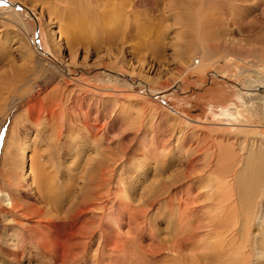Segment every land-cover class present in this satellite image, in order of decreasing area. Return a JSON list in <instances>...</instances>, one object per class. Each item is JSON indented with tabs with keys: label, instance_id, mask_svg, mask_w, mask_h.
<instances>
[{
	"label": "rangeland",
	"instance_id": "374dc122",
	"mask_svg": "<svg viewBox=\"0 0 264 264\" xmlns=\"http://www.w3.org/2000/svg\"><path fill=\"white\" fill-rule=\"evenodd\" d=\"M12 1L0 0V76L16 71L35 45L41 61L58 70L39 83L31 98L48 86V91L62 89L46 110L37 103L31 120L23 117L28 100L16 97L0 128V173L7 140L28 134L36 139L45 167L59 165L61 183L65 165L75 155L70 166L78 180L72 179L75 196L64 208L68 215L76 207L77 219L65 225L63 234L46 233L41 256L36 258L31 247L26 258L39 264H264V176L256 186L237 181L248 157L264 159V0H74L81 7L77 13L73 9L74 19L79 15L86 34L67 43L73 44L72 59L64 50L54 51L56 32L47 29L60 11L68 18L70 8L55 0H15L10 6ZM103 5L115 7L116 14L106 19ZM190 10L198 15L201 37L190 28L185 14ZM7 45L13 46L8 49L12 55L2 48ZM180 48L197 49L189 54L193 59L206 52L208 67L184 73L188 55L180 56ZM62 81L72 84L62 86ZM231 109L242 112L243 119L251 116L248 123L255 131L239 132L243 119L225 122L222 111ZM55 130L67 135L60 136L61 143H54L59 136ZM2 216L0 212V246L11 249L10 255L16 238L5 233ZM52 236L59 246H49ZM45 247L57 252L53 256ZM0 264L14 263L0 254Z\"/></svg>",
	"mask_w": 264,
	"mask_h": 264
},
{
	"label": "bare ground",
	"instance_id": "6f19581e",
	"mask_svg": "<svg viewBox=\"0 0 264 264\" xmlns=\"http://www.w3.org/2000/svg\"><path fill=\"white\" fill-rule=\"evenodd\" d=\"M56 2L60 3L62 7H68L71 9V12L69 13V17L68 18H64V14L66 13H63V11H60L58 14H56V18L55 20L53 21H50L48 22V27L47 29H53L54 32H56V39L52 40L53 41V44H54V48H55V52L58 53L57 51H66L68 52V57L69 59H72L73 58V55H74V48H73V44H68V42H73L74 39H83L84 35L86 34L81 28L84 27L83 25L79 24L78 21L80 20V18L77 16L76 19H74V12H73V9H76V13H77V10H81V7L78 5V3L74 0H55ZM52 2H54L52 0ZM83 2V1H82ZM80 1V4L82 3ZM87 2V1H86ZM23 3V2H22ZM35 3V2H34ZM55 3V2H54ZM85 3V2H84ZM88 3V2H87ZM92 3V2H91ZM108 3V2H107ZM15 4V0H13L11 3H10V6L14 5ZM86 4V3H85ZM98 4V3H97ZM105 4V3H104ZM109 4V3H108ZM111 4V3H110ZM20 5L22 6H25L24 4H21ZM88 5V4H87ZM90 5V3H89ZM88 5V7H89ZM117 5V4H116ZM85 6V5H83ZM82 6V7H83ZM92 7V5H91ZM103 9L105 8V10H103V16L108 19L109 17H111L112 15H115V11H117V9L115 7H112V6H107V7H104V5L102 6ZM33 8V6H32ZM29 9V8H28ZM56 9V8H55ZM58 9V8H57ZM65 9V8H64ZM69 9V10H70ZM84 9V7H83ZM92 10V9H91ZM33 11V10H32ZM68 11V10H67ZM85 11H89L88 10H85ZM18 12V11H17ZM56 13V11H53ZM86 13V12H84ZM102 13V12H101ZM181 14V13H180ZM180 14L178 13V16H179V19L181 18L180 17ZM187 16H188V20L190 21L191 25H190V28L192 29V31H194L195 35L196 36H200V30H201V23H200V20L198 18V15L195 13V10H190L189 12L185 13ZM68 15V14H67ZM182 15V14H181ZM177 16V15H176ZM177 16V17H178ZM229 16V15H228ZM14 17V16H13ZM102 17V18H104ZM176 17V18H177ZM183 17V16H182ZM104 18V19H105ZM117 19V18H115ZM92 20V19H91ZM95 20V19H94ZM178 21H181V20H178ZM177 21V22H178ZM184 21V20H183ZM188 23V26L189 24ZM97 25V23H96ZM4 29V28H3ZM1 28V30H3ZM5 31V30H4ZM19 31V30H18ZM17 31V32H18ZM50 32V31H49ZM6 33V32H5ZM16 33V32H15ZM13 34V33H12ZM20 34V33H19ZM25 34V33H24ZM16 35V34H15ZM18 35V34H17ZM180 35V33H179ZM178 35V36H179ZM8 36V35H7ZM6 36V37H7ZM19 36V35H18ZM17 36V37H18ZM24 36V35H23ZM59 36V38H58ZM203 36V35H202ZM10 37V36H9ZM20 37V36H19ZM201 37V36H200ZM14 38V37H13ZM55 38V37H54ZM64 38V39H63ZM181 38V37H180ZM9 39V38H8ZM17 39V38H16ZM183 39V38H182ZM181 39V40H182ZM200 40H203L201 38H199ZM4 40L6 41L5 39V36H4ZM204 41V40H203ZM13 42V40H12ZM21 42V41H20ZM19 42V43H20ZM80 42V41H79ZM78 42V43H79ZM8 43V42H6ZM23 43V41H22ZM50 43V42H49ZM26 44V43H25ZM1 45V44H0ZM12 45V44H10ZM10 45H7V47H2L4 49V51H7L10 47ZM18 45V44H17ZM24 45V44H23ZM50 45V44H49ZM2 46V45H1ZM0 46V47H1ZM22 46V45H21ZM64 46V47H63ZM13 46L10 47V49L12 48ZM15 49H16V46H14ZM88 48V47H87ZM92 48V47H91ZM28 49V48H27ZM85 49V48H84ZM19 50V49H18ZM22 50V49H21ZM53 51V52H54ZM89 51V50H88ZM197 51V49H189L187 51L184 52L181 51V48L179 49L178 53L180 56L182 55H185L188 57V61L185 62L182 61V62H185V71L184 73L188 72L189 70L191 69H198V70H205L207 67H208V64L210 63V56L206 55V52L204 51H201V54H200V58H196V59H193L189 54L191 55H194V53ZM3 52V51H2ZM8 52L12 55V52H10L8 50ZM25 52V51H24ZM23 52V53H24ZM52 52V54H53ZM54 52V54H55ZM1 53V52H0ZM7 53V52H6ZM5 53V55H6ZM22 53V54H23ZM62 53V52H61ZM76 53V52H75ZM87 53V52H86ZM25 54H28V56L25 57V60L24 62L22 63V65L16 69V71L12 72L11 74H7V75H2L0 76V128L3 126V123L4 121L10 116V113H11V110L13 109L14 107V104H15V99L16 97L18 98V100H24V99H27V104L26 106L24 107V114H23V117H28L30 120H31V113L34 109L35 106H37L36 104L40 103V107L41 110H46L47 108H49V106L53 103V99L57 96L59 97V93H60V89H62V87H60V89H53L51 91H48V87L43 91V92H40L38 95H36L34 98H31V95L32 93L38 89L39 87V83L42 82V81H47L49 77H51L54 73V71L57 69V67L50 61H47V62H42L41 59L39 58V56H41V51L37 48V46L33 45L32 47V51H30V53H25ZM3 55V54H2ZM4 55V56H5ZM8 55V54H7ZM10 55V56H11ZM16 55V54H15ZM58 55L59 57V54H56ZM64 55V54H63ZM88 55V54H87ZM86 55V56H87ZM18 56H19V53H18ZM178 56V55H177ZM21 57V56H20ZM184 57V56H183ZM80 58V57H79ZM186 58V57H185ZM2 59V58H1ZM18 60V59H16ZM228 61H230L231 63H233L235 60L233 58L229 59ZM3 62V61H2ZM12 62V61H11ZM245 62V61H244ZM249 62V61H247ZM8 63V62H7ZM63 63V62H62ZM16 64V63H15ZM19 64V63H18ZM43 64V65H42ZM45 64V65H44ZM67 64V63H66ZM2 65V64H1ZM6 65V64H5ZM36 66H41L38 68L37 72L36 73H33L32 72V68L33 67H36ZM68 66V65H67ZM15 67V66H14ZM76 67V66H75ZM78 67V66H77ZM86 67V66H85ZM1 68V66H0ZM28 71V75L26 76H23L21 74V71H24L26 70ZM60 69V68H59ZM58 70V69H57ZM58 72V71H57ZM62 72V71H61ZM64 72V71H63ZM1 74V73H0ZM60 74V73H58ZM184 75V74H183ZM182 76H180L179 78H181ZM65 79V78H64ZM63 79V80H64ZM26 81V82H25ZM78 81V80H77ZM25 82V83H24ZM60 82V81H59ZM75 82V81H74ZM73 82V83H74ZM61 83V82H60ZM59 83V84H60ZM62 83L64 85L62 86H67V84H72V81H62ZM67 83V84H66ZM58 84V85H59ZM61 85V84H60ZM69 87V86H67ZM71 88V87H70ZM74 88V87H73ZM74 90V89H73ZM48 91V92H47ZM69 91V90H67ZM66 92V90L64 91ZM68 97V96H67ZM254 97V96H253ZM42 98L44 100V102L40 101L39 99ZM256 98V97H255ZM64 99V98H62ZM64 100H62L63 102ZM70 102V100H68ZM261 101V99L259 100ZM244 102V101H243ZM56 103V102H55ZM67 105V103H65ZM69 104V103H68ZM61 105V103H60ZM69 106V105H68ZM235 106V104L233 105ZM60 108V106H58ZM62 107V106H61ZM52 108V106H51ZM233 108V107H231ZM54 109V108H52ZM58 111V108H55L54 110ZM62 108H60L59 110L61 111ZM224 109V108H223ZM66 110V109H65ZM250 110V109H249ZM36 111H38L36 109ZM40 111V109H39ZM42 111V112H43ZM58 111V112H60ZM63 111V110H62ZM41 112V111H40ZM38 112V113H40ZM50 112V111H49ZM51 112H54V111H51ZM56 112V111H55ZM68 112V111H67ZM223 113V120L225 122H231V124H233L234 122H237V121H241V119L244 118V114L242 112L239 111L238 114H236V111L234 109H231V110H223L222 111ZM238 112V110H237ZM34 113V112H33ZM37 113V114H38ZM47 113V112H46ZM66 113V112H65ZM173 113H175L176 115H179L176 111H173ZM247 113V112H246ZM22 114V113H21ZM60 114V113H59ZM248 114V113H247ZM18 115V114H17ZM36 115V114H34ZM40 114H38V116H40ZM46 115V114H45ZM57 115V114H56ZM66 115V114H65ZM61 116V115H59ZM58 116V117H59ZM64 116V114H63ZM69 116V115H68ZM250 116V115H249ZM35 117V116H34ZM42 117V116H41ZM57 117V118H58ZM66 117V116H64ZM219 117V116H218ZM247 117V116H246ZM19 118H21V116L19 115ZM72 118V117H71ZM71 118H69V120L71 121ZM15 119V118H14ZM27 119V118H26ZM28 119V120H29ZM53 119H55V117H53ZM67 119L64 121V122H67ZM251 116H250V119L249 118H245L243 119V123L244 124H239L238 126H242L239 130V132H242V131H245L246 133H251L254 130V127L253 126H250V124L252 123H248L250 122L251 120ZM29 120V121H30ZM41 120V119H40ZM39 120V122H40ZM47 120V119H46ZM59 120V118H58ZM78 120V119H76ZM220 117L218 119V121H223ZM245 121V122H244ZM24 122V121H23ZM31 122V121H30ZM29 122V123H30ZM39 122H38V125H39ZM60 122V121H59ZM62 122V121H61ZM75 122V121H74ZM42 123V122H41ZM54 123V122H53ZM72 123V122H70ZM222 123V122H221ZM226 123V124H227ZM247 123V124H246ZM13 124V123H12ZM34 124V123H32ZM37 124V123H36ZM43 124H44V120H43ZM47 124V123H46ZM49 124V123H48ZM236 124V123H235ZM35 125V124H34ZM57 125V124H55ZM74 125V124H73ZM54 126V124L52 125ZM225 126V125H224ZM229 126V125H228ZM236 126V125H235ZM24 127V126H22ZM42 127V126H41ZM47 127V126H46ZM57 127H59L60 129V126L57 125ZM56 126L55 128L58 129ZM13 128V127H12ZM11 128V129H12ZM32 128V127H31ZM35 128V127H34ZM49 128V127H47ZM53 128V127H52ZM51 128V129H52ZM64 128V127H63ZM61 128V129H63ZM29 129V128H28ZM33 129V128H32ZM38 129L40 128H37L36 130L38 131ZM44 129V128H43ZM54 129V128H53ZM1 130V129H0ZM35 130V129H34ZM49 130V129H48ZM11 131V130H10ZM25 131V130H24ZM42 131V130H41ZM44 131V130H43ZM53 131V130H52ZM51 131V132H52ZM60 130H58L59 132ZM63 132H66L64 131V129L62 130ZM238 131V130H237ZM19 132V131H18ZM21 132V131H20ZM20 132L18 134H20ZM23 132V131H22ZM47 132V131H46ZM50 132V133H51ZM56 130L55 133L56 134ZM57 132V133H58ZM69 132V131H68ZM72 132V131H71ZM40 133V131H39ZM38 133V134H39ZM9 134V133H8ZM45 134V133H43ZM60 134H62V132H60ZM64 134V133H63ZM62 134V135H63ZM10 135V134H9ZM47 135V134H46ZM53 136H55L54 134H52ZM59 135V133H58ZM62 135H59V136H55L56 137V141H54L55 139H51L54 141V143H57V142H60L61 141V137ZM65 135V134H64ZM13 137L15 136L12 135ZM25 136V135H24ZM42 136V135H41ZM40 136V137H41ZM49 136V138H51V134L47 135ZM67 136V135H66ZM66 136H62L63 138H65ZM68 136H69V133H68ZM75 136V135H74ZM72 136V137H74ZM77 136V135H76ZM35 137V136H34ZM71 137V136H70ZM47 138V137H46ZM75 138V137H74ZM73 138V139H74ZM16 139V138H15ZM15 139H12V137L9 138V140H7V147L5 148V152H4V155H3V168L1 169V173H0V177H1V182H2V185H1V189H0V195L2 196V199L3 201L1 202L2 203V207H0V212L1 214L3 215L2 218H4L5 220V224L4 225V230H5V233L8 235L9 232L11 233V237L13 238H16L15 240V244H13V252L9 255V250L3 246H0V254L5 256L6 258H10V262L11 263H14V264H39L37 261H34V260H31L30 258H26V252H28V250L31 248V247H34L35 251L34 252V256H36V258L38 256H41L40 253L38 252L39 249H40V246H41V243L43 242V237H45L44 235H46L47 233V236H48V233H49V236L54 235L56 233V231H63L65 225L70 222H74L77 218V214H78V210L77 208L75 207L74 209L70 210V212L68 213V215H65L64 213V208L66 206L67 201H69L68 199L70 198V200H73L74 198V191H75V187L74 185L76 184H73L72 181L75 180L74 178V174H72V166H70V164L72 163L73 159L76 157L75 155H71L70 157V160L68 162L67 165H65L63 163V161H61L65 166V172H66V176H64V178L62 179V182L61 183L59 181V175H60V172L62 171H59V173L56 171V168L59 166H56L55 169H47L45 167V164H43L44 161H40V155H39V151H37L36 147L34 146L35 143H33V137H30L28 134L23 137V138H20L18 139V141ZM38 139V137H37ZM70 139V138H69ZM68 139V140H69ZM63 140V139H62ZM72 140V138H71ZM38 141V140H37ZM48 141V140H46ZM45 141V142H46ZM52 141V142H53ZM66 142V141H65ZM69 142H72V141H69ZM67 142V143H69ZM51 143V141H50ZM48 143V147L50 149V146L51 144ZM61 143V142H60ZM66 145L68 146L69 144ZM50 144V146H49ZM65 144V143H64ZM72 144V143H71ZM94 144V143H93ZM43 145V143H42ZM46 145V144H45ZM54 145L56 144H53L52 147H54ZM58 145V144H57ZM61 145V144H59ZM66 147V146H65ZM72 147V146H70ZM45 148V147H44ZM39 149H40V145H39ZM47 149V147H46ZM45 149V151H47ZM62 150V149H61ZM58 151V150H57ZM56 151V156L55 158H58V154L59 152ZM48 152V151H47ZM52 153V151H50ZM41 153V152H40ZM43 154V153H42ZM41 154V155H42ZM49 155V154H48ZM53 155V154H51ZM51 155H50V158H51ZM76 155H78L76 153ZM81 155V154H80ZM53 158V157H52ZM51 158V159H52ZM83 158V156H82ZM60 159V158H59ZM58 159V160H59ZM85 159V158H84ZM87 159V158H86ZM47 160H50L49 157ZM47 160H46V163H47ZM53 160V159H52ZM51 160V161H52ZM57 160V161H58ZM88 160V159H87ZM90 160V159H89ZM79 161V159L77 160V162ZM84 161V160H83ZM91 161V160H90ZM89 161V162H90ZM50 162V161H49ZM74 162V161H73ZM82 162V161H81ZM79 161V163H81ZM86 162V160H85ZM88 162V161H87ZM92 163V162H90ZM89 163V167H91ZM49 164V163H48ZM55 164V163H54ZM53 164V165H54ZM57 164V162H56ZM59 164V163H58ZM85 164V163H84ZM245 170L243 171V173L241 175H239L237 178V181L239 184L241 185H246L247 187L249 186H256L258 184V182L263 178L264 176V159L263 158H257L255 156H251V157H248L247 158V162L245 163ZM76 165V164H75ZM77 165H79L77 163ZM81 165V164H80ZM47 166V165H46ZM82 166V165H81ZM80 166V167H81ZM53 167V166H51ZM63 167V166H62ZM60 168V167H59ZM58 168V169H59ZM78 168V167H77ZM84 168V167H83ZM88 168V167H87ZM64 169V168H62ZM75 169V168H74ZM73 169V170H74ZM77 171H79L80 169H75ZM86 170V169H85ZM90 170V169H89ZM82 171V170H80ZM79 171V172H80ZM88 172V171H87ZM86 172V173H87ZM77 173V172H76ZM85 172L83 171V174ZM225 173H227V171H225ZM229 173V171H228ZM65 174V173H64ZM80 174V173H79ZM88 174V173H87ZM76 176H78L77 174H75ZM230 176H232V173L231 174H228ZM73 176V178H72ZM83 176V175H82ZM85 176V174H84ZM87 176V175H86ZM81 177V176H79ZM90 177V176H89ZM229 177V176H227ZM236 177V176H235ZM78 178V177H77ZM85 178V177H83ZM73 179V180H72ZM86 179V178H85ZM80 180V179H79ZM91 180V178H90ZM78 181V180H77ZM75 180L74 183L77 182ZM81 181V180H80ZM86 181V180H85ZM92 181V180H91ZM84 182V181H83ZM88 182V181H87ZM86 182V183H87ZM103 182V181H102ZM230 182V181H229ZM78 183V182H77ZM90 185V183H89ZM88 185V186H89ZM84 186V185H83ZM82 186V187H83ZM90 188V187H88ZM79 187V186H78ZM94 187V186H93ZM92 187V188H93ZM77 188V187H76ZM81 188V187H80ZM91 188V189H92ZM94 190V189H93ZM247 190V189H246ZM82 191V190H81ZM93 192V191H92ZM92 192H90V194H92ZM95 192V190H94ZM249 192V191H247ZM246 192V193H247ZM77 192H75L76 194ZM89 194V192H86ZM232 193V192H231ZM25 194V195H23ZM81 194V193H80ZM95 195V194H93ZM248 195V194H247ZM252 195V194H251ZM84 196V195H83ZM81 196V197H83ZM89 195L87 196H84V197H87V198H90V196L88 197ZM239 196V195H238ZM236 196V197H238ZM96 197V196H95ZM97 197H98V194H97ZM240 197V196H239ZM246 195H245V199H246ZM87 198L85 201H87ZM92 198V197H91ZM94 198V197H93ZM92 198V199H93ZM241 198V197H240ZM239 198V199H240ZM83 199V198H82ZM97 199V198H96ZM83 200V201H84ZM249 200V199H248ZM77 201H79L77 199ZM89 201H91L89 199ZM95 201V199H94ZM246 201V200H245ZM250 201V200H249ZM73 202V201H72ZM76 201H74L73 205L75 204ZM228 202V199L227 201ZM233 202V201H232ZM251 202V201H250ZM71 203V202H70ZM80 203V202H79ZM79 203L77 205H79ZM89 203V202H88ZM91 203V202H90ZM245 203V202H244ZM247 203V202H246ZM254 203V202H253ZM4 204H6L7 206H5ZM230 204V202L228 203ZM242 204V203H241ZM251 204V203H250ZM249 204V205H250ZM85 207V204H83ZM231 205V204H230ZM244 204H242L243 206ZM88 206V205H86ZM241 206V207H242ZM236 206H234V209H235ZM248 207V206H246ZM67 208V207H66ZM80 208V207H79ZM78 208V209H79ZM233 208V207H232ZM237 209V208H236ZM217 210V209H216ZM247 210V209H245ZM66 211V209H65ZM219 211V210H218ZM233 210H231L230 212H232ZM249 210H247L248 212ZM68 212V211H67ZM235 212V210H234ZM251 211H249L250 213ZM85 215L87 212H84ZM83 213V214H84ZM82 214V215H83ZM232 214H234L232 212ZM237 214V211L236 213ZM240 214V213H239ZM248 214V213H247ZM88 215V214H87ZM236 216V215H235ZM239 216V215H238ZM76 218V219H75ZM79 218V217H78ZM81 218V217H80ZM79 218V219H80ZM84 218V217H83ZM86 218V217H85ZM232 218V217H231ZM238 218V217H237ZM245 218V216H244ZM251 218V216L249 217ZM234 220V219H233ZM261 223H264V216H262V219H261ZM80 221V220H79ZM77 222V221H76ZM229 222H232L230 221L229 219ZM234 222V221H233ZM232 222V224H233ZM79 223V222H78ZM260 223V224H261ZM67 224V226L69 227V225ZM231 225V223H229ZM73 225V224H72ZM77 225V224H76ZM229 226V225H228ZM263 226V225H262ZM75 227V225L73 226ZM246 227V226H245ZM244 227V228H245ZM68 229H71V228H68ZM76 229V228H75ZM70 231V230H68ZM67 231V232H68ZM57 232V233H58ZM70 232L73 233V231L71 230ZM78 233V231H77ZM61 234H63L61 232ZM67 234V233H66ZM59 235V234H58ZM68 235V234H67ZM66 235V236H67ZM78 235V234H77ZM62 236V235H60ZM262 236V235H261ZM47 237V238H48ZM64 238V237H63ZM70 239V237H67ZM88 238V237H87ZM57 239V238H56ZM55 239V236H52L51 238H48L47 239V242L50 244L49 246L52 245V247H54V245L52 244L53 242L54 243H57L55 242L56 241ZM262 239V238H260ZM46 240V239H44ZM50 240V242L48 241ZM93 241V240H92ZM259 242V241H258ZM44 243H46L44 241ZM43 243V244H44ZM47 243V244H48ZM69 243V242H68ZM92 243V242H91ZM46 244V245H47ZM93 244V243H92ZM57 245L59 246V243H57ZM45 246V245H44ZM44 246H41L44 248ZM56 246V244H55ZM261 246V245H259ZM258 246V248H259ZM47 247V246H46ZM45 247V248H46ZM48 248H51V247H48ZM46 248V249H48ZM55 248H60V247H55ZM37 249V250H36ZM52 249V248H51ZM50 250V249H49ZM56 251L55 249H52L51 252ZM259 250V249H258ZM32 251L30 250V253ZM50 252V251H48ZM57 252V251H56ZM71 252V251H70ZM263 252V251H262ZM29 254V253H27ZM33 254V253H31ZM52 254V253H51ZM48 255V254H46ZM57 255V254H56ZM43 256V255H42ZM53 256H54V252H53ZM58 256V255H57ZM72 256V254H71ZM263 256V255H262ZM261 256V257H262ZM49 257V256H48ZM47 258H44L43 259H47ZM51 257V256H50ZM40 258V257H39ZM54 258V257H53ZM62 259V258H61ZM15 260V261H14ZM36 260V259H35ZM40 260V259H39ZM47 260H45L47 262ZM14 261V262H12ZM53 261V259L51 260L50 259V262ZM54 261H56L54 259ZM43 262V260H42ZM48 264H51L49 262H47ZM44 264V263H43ZM55 264V263H54Z\"/></svg>",
	"mask_w": 264,
	"mask_h": 264
}]
</instances>
